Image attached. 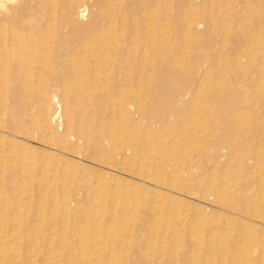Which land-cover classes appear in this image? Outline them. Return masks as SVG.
Masks as SVG:
<instances>
[{
  "label": "bare ground",
  "instance_id": "1",
  "mask_svg": "<svg viewBox=\"0 0 264 264\" xmlns=\"http://www.w3.org/2000/svg\"><path fill=\"white\" fill-rule=\"evenodd\" d=\"M127 94L146 96V134L177 125L182 110L200 104L206 126L198 141L213 166L239 142L258 148L255 162L238 154L233 186L210 184L241 219L165 220L158 192L123 178L131 189L116 199L93 200L85 186L59 197L64 209L55 214L70 223L67 235L88 231L89 247L100 250L85 254L77 244L59 252L65 244L46 243L48 175L29 145L47 141L27 126L57 134L50 144L60 152L70 143L92 154L105 148L106 117L140 107L115 98ZM235 110L248 127L234 135ZM128 153L119 148L108 169L135 179L122 160ZM188 166L157 160L152 180L170 190L167 178L189 174ZM0 206V264H264L257 237L264 233V0H0ZM203 224L210 226L192 229Z\"/></svg>",
  "mask_w": 264,
  "mask_h": 264
},
{
  "label": "rangeland",
  "instance_id": "2",
  "mask_svg": "<svg viewBox=\"0 0 264 264\" xmlns=\"http://www.w3.org/2000/svg\"><path fill=\"white\" fill-rule=\"evenodd\" d=\"M175 67L178 69L179 65L175 64ZM244 70L242 65H236V73H242ZM78 90L80 89L75 90V93ZM3 94L5 98L11 96L8 88L3 91ZM76 94L80 96L81 92H77ZM196 97L200 100L202 99L201 96ZM115 98L117 101L121 98L129 99L136 104V107L137 105L140 107L136 108V115L135 113L130 115L118 113V115L106 117V126L103 128V132L101 131L106 138L105 148L104 150L93 152L92 154V151L87 152L84 146L81 147V150L80 145L72 146L73 144L71 145L70 143L67 144L69 147L68 150H65L64 153L60 152L59 147L50 144L53 140L56 142L59 141V136L57 134L51 135L50 133L44 132L35 123H33V127L32 125L27 126V130L30 129L32 132L38 134L41 132L42 138L47 141L44 147L40 146L37 141L30 142L29 145L38 149V152H34L35 157L43 164V170L48 175L46 188L50 200L48 199L45 203L47 208L45 211L47 218L45 230L47 232L46 243L48 246L60 245L61 243L62 245L65 244L60 248L59 252L70 251L69 246L77 244L84 245L81 246V250L85 254L87 251H100L99 248L89 247L88 244L92 242L95 243V238L92 239L88 231L78 230L74 235H67L65 229L69 228L70 223L62 220L59 222V213L64 209L59 197L67 195L68 193L81 191L85 186L86 190L92 194L90 198L93 200L103 201V197L109 200L116 199L119 194L125 193L126 189H131V187H129L131 185L126 186V184L123 185V183H121V179L123 178L132 180L134 184L141 185L144 188L156 190L158 195L153 199L155 201L154 204L157 207V212L159 210L165 211L167 215L165 220H168L167 217L169 216V218L172 217L171 219H178L181 222L193 221L202 223L204 217H207L210 218V222L215 226H226L232 225L236 219H241L236 212H233L225 204L220 203L217 199V194L210 191V184L219 185L231 183L230 185H232L237 174L240 173L238 170L240 166V156L238 157V154L245 156V158L254 157L255 162L261 155L258 148L252 150L246 142H239L236 153L230 154L226 159H222V164L213 166L202 156V150L198 141L201 131L206 126V114L200 104L191 102L190 107L182 110L180 115H182L183 118L177 125L172 127H167L165 125L163 128L155 127L150 133L146 134V132L141 133L143 132L142 129H146V123L143 119L145 108L141 106L146 96L144 94H127L122 96L117 95ZM115 105L119 104L116 103ZM62 108L65 107L62 105ZM234 113L237 117V121H234V123L232 122L233 134L235 135L236 132L239 133L241 129H247L248 125L246 122L247 118L242 111L235 110ZM168 138L169 142H167ZM122 147L129 148L127 159L122 160H124L127 169L135 176L136 180L134 177L111 172L108 169V164L112 160H119V158L116 159V154L119 148ZM78 152L82 154H78ZM86 153L87 155L89 154L87 160L84 159ZM189 153H191V156ZM157 160L175 161L178 164L188 163V167L194 166V168L189 174L167 178L168 182L164 180L165 183L170 184V190H165L156 186L158 183L152 180L157 174L153 168V164ZM100 184L108 185L109 187L102 190L99 189ZM132 191L133 193L137 192L134 188ZM208 196L210 198H208ZM254 208L253 214L259 215L257 211L258 207L254 206ZM56 212L59 213L55 214ZM90 216H93V212L89 215V218ZM91 220V222H94V219ZM97 221L99 224L103 225V222H100L98 219L96 222ZM254 224L258 225L257 223ZM92 226V223L89 224V227ZM209 226V224H203L199 226L198 229L192 226V229H194L195 232V230L199 229H208ZM188 234H193V230ZM257 237L264 240V233L258 234ZM85 244L87 246H85ZM102 251L108 250L103 249ZM100 254L101 253L90 254V257L97 258L101 256ZM52 255L53 253L51 251L48 257ZM68 259L69 258H66L67 261ZM70 263L71 262H69V264ZM72 264L79 263L75 262Z\"/></svg>",
  "mask_w": 264,
  "mask_h": 264
}]
</instances>
